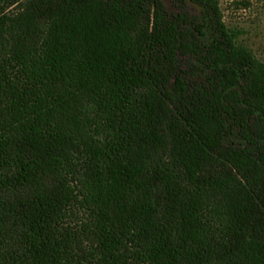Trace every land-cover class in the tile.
I'll list each match as a JSON object with an SVG mask.
<instances>
[{
  "label": "trees",
  "instance_id": "obj_1",
  "mask_svg": "<svg viewBox=\"0 0 264 264\" xmlns=\"http://www.w3.org/2000/svg\"><path fill=\"white\" fill-rule=\"evenodd\" d=\"M170 1L0 11V264H264V62Z\"/></svg>",
  "mask_w": 264,
  "mask_h": 264
},
{
  "label": "rangeland",
  "instance_id": "obj_2",
  "mask_svg": "<svg viewBox=\"0 0 264 264\" xmlns=\"http://www.w3.org/2000/svg\"><path fill=\"white\" fill-rule=\"evenodd\" d=\"M23 0H0V11H13ZM171 10L174 6L170 0H163ZM224 22L229 29L240 32V41L254 55L264 62V0H218ZM80 201V199H79ZM77 218L74 225L86 221L89 212L76 207Z\"/></svg>",
  "mask_w": 264,
  "mask_h": 264
}]
</instances>
